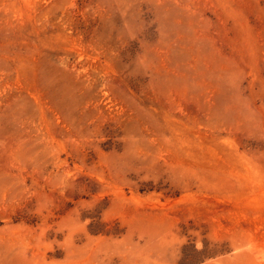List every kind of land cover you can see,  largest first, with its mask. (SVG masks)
<instances>
[{
  "label": "rangeland",
  "instance_id": "1",
  "mask_svg": "<svg viewBox=\"0 0 264 264\" xmlns=\"http://www.w3.org/2000/svg\"><path fill=\"white\" fill-rule=\"evenodd\" d=\"M0 264H264V0H0Z\"/></svg>",
  "mask_w": 264,
  "mask_h": 264
}]
</instances>
